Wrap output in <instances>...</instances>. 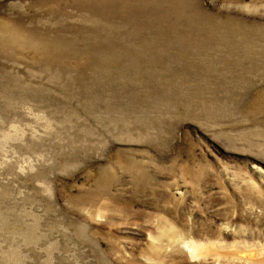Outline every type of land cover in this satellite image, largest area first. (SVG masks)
Wrapping results in <instances>:
<instances>
[{
	"label": "rangeland",
	"instance_id": "1",
	"mask_svg": "<svg viewBox=\"0 0 264 264\" xmlns=\"http://www.w3.org/2000/svg\"><path fill=\"white\" fill-rule=\"evenodd\" d=\"M0 264H264V0H0Z\"/></svg>",
	"mask_w": 264,
	"mask_h": 264
}]
</instances>
